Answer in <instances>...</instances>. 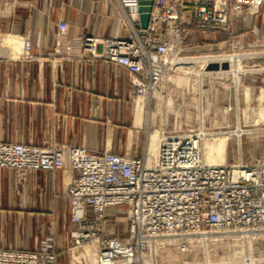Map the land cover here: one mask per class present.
Instances as JSON below:
<instances>
[{"label": "built area", "instance_id": "obj_1", "mask_svg": "<svg viewBox=\"0 0 264 264\" xmlns=\"http://www.w3.org/2000/svg\"><path fill=\"white\" fill-rule=\"evenodd\" d=\"M115 1L123 36L86 37L82 45L93 57L129 72L134 103L152 92H163L166 76L179 72L169 59L187 51L190 28L202 34L224 33L226 51L246 49L236 37L231 19L241 16L249 21L264 2L154 0L141 35L138 0ZM57 28L63 34L67 26L60 22ZM256 45L264 58L259 38ZM30 47V40L23 38L21 60L35 59ZM229 70L230 64L223 74L212 73L221 81L230 77L235 84L234 104L228 95L226 113H232L234 122L240 124L244 112L239 105L245 96L238 92L245 88V71L234 76ZM254 101L256 106L249 114L262 113L258 115L259 130L264 135V93L260 88ZM175 129L160 138L151 160L147 152L137 157L110 150L92 153L56 142L0 141V170H11L17 183L37 170L71 173L63 192L69 223L65 250L72 254L88 248L94 264H264V251L257 254V245L264 241V155L251 163L207 165L201 148L204 134L198 129ZM118 206L124 208L116 209ZM59 251L52 232L33 250L0 247V264H57ZM88 261L86 256L83 264Z\"/></svg>", "mask_w": 264, "mask_h": 264}, {"label": "crops", "instance_id": "obj_2", "mask_svg": "<svg viewBox=\"0 0 264 264\" xmlns=\"http://www.w3.org/2000/svg\"><path fill=\"white\" fill-rule=\"evenodd\" d=\"M117 11L115 0H0V41L5 39L0 42L1 142H56L92 153L110 150L143 157L148 150L154 155L155 133L146 150L130 142L148 115L144 100H131L129 72L93 57L82 45L86 37H122ZM60 22L67 26L63 34L58 33ZM231 25L246 49L256 48L257 38L264 44V2L249 21L233 17ZM23 38L30 40L34 60L20 59ZM188 39H193L194 52H218L225 49L227 36L190 28L185 43ZM181 81L168 74L164 84L181 88ZM260 83L264 91V80ZM218 85L235 87L232 82ZM190 88L193 102V82ZM157 96L152 92L148 101L161 100ZM228 117L224 121L234 122V115ZM70 175L67 170H37L17 183L11 170H0V247L33 250L53 232L60 249L57 264H72L73 253L65 250L69 223L63 197Z\"/></svg>", "mask_w": 264, "mask_h": 264}, {"label": "rangeland", "instance_id": "obj_3", "mask_svg": "<svg viewBox=\"0 0 264 264\" xmlns=\"http://www.w3.org/2000/svg\"><path fill=\"white\" fill-rule=\"evenodd\" d=\"M185 46L188 48L187 51L178 56V58L182 60L190 59L192 61L182 65L181 71L169 73L170 75L182 79L181 84H177V86H181L182 89L179 87L176 88L169 83L168 85L164 84L163 92L158 93L157 91V97H161V100L148 101V98L144 99V116L148 115L149 117H146L147 121L143 123L141 130H139L138 133H133L130 141L132 142V146L136 144L138 148L142 149L144 147L146 150L148 136L151 131L152 134L155 133L157 135V132L154 131L160 130V132L163 131L165 135H168L173 132V127L180 132L198 129L204 136L208 135L212 138L225 137L223 164H232L233 162L251 163L261 158L264 155V135L263 132L259 130L258 115L262 116V113L259 111L258 115L255 116L249 114V109L256 106L254 98L258 95V89L263 87L260 82L264 80V58H262V54L258 52L259 49L252 48L240 51L237 49L231 51L223 49L218 52H194L193 39H188ZM233 53L244 55V58L238 63L239 72L245 71V73H243L245 74L243 77V86L245 88L244 90L240 89L238 92L240 97L243 98V95L245 96L244 102L240 101L239 105V109L244 112V121L240 124L231 122L230 120L224 121L223 119L225 116L228 117L232 114L226 113L229 101L228 95L231 96V102L234 104L236 93L234 89L223 87L218 84H229L231 78L229 77L228 81H221L219 79L213 80V77L215 78L216 75L206 74L205 72L208 71L204 70L202 62L193 60V58L197 57L198 59L205 56H216L217 58L218 56L222 57L224 54ZM191 81L193 82V102L189 99ZM212 82L214 83L213 86L211 85ZM207 90H209V92H207ZM263 93L264 91L262 88L261 94ZM159 105L160 110H158ZM140 112L141 110L135 113V118L136 115H140ZM170 113L176 116V121ZM152 114L154 115L151 116ZM123 208V206H118L116 209ZM113 210L115 209H112V211ZM113 220L112 218V221ZM262 246L264 247V241L257 245L260 249L257 254H261L264 251Z\"/></svg>", "mask_w": 264, "mask_h": 264}, {"label": "bare ground", "instance_id": "obj_4", "mask_svg": "<svg viewBox=\"0 0 264 264\" xmlns=\"http://www.w3.org/2000/svg\"><path fill=\"white\" fill-rule=\"evenodd\" d=\"M0 42L1 43L5 42V39H3ZM243 58H244V55L237 53V54H232V55H229V56H222V57L218 56L217 58H211V59H205L203 57L198 59V57H197V58H193V60L202 62V67H204L205 64H207L206 62L209 61V60H213V61H223V60H225V61L229 62V64H230V70L227 73H231L232 75L235 76L236 73L239 72L238 63ZM190 61H192V60H190V59L189 60H182L181 58H177V57H173V58L169 59V62L171 63L173 68L175 70H178V71L182 70V65H185V63H188ZM205 73L208 74V75L213 74L212 72H209V71L205 72ZM223 73L224 72H222V71L216 72V74H219V75L223 74ZM155 94H158V93L155 92ZM138 100L143 102L144 99L143 98H138L136 101H138ZM151 134H152V132L148 136L149 137V142H150ZM164 135H165V133H162V132L157 134L158 139H157V142L155 144V153H156V149H157V144H158L160 138L162 136H164ZM224 143H225V137H214V138H212V137H210L208 135L203 136L202 151H203V156H204L203 158H204L205 164H207V165H222L223 164V160H224V157H223ZM146 152H147L148 160H151L155 156V153H154L153 156H151V155H149L148 150ZM86 256L89 257V261H88L87 264H94V257L92 255L90 249H88V248H85V249H83L80 252H76V251L73 252V254H72L73 262H72V264H83V259ZM145 264H150V263L146 262Z\"/></svg>", "mask_w": 264, "mask_h": 264}, {"label": "water", "instance_id": "obj_5", "mask_svg": "<svg viewBox=\"0 0 264 264\" xmlns=\"http://www.w3.org/2000/svg\"><path fill=\"white\" fill-rule=\"evenodd\" d=\"M154 0H138V12L140 13V27L141 31L140 34H144V30L147 28L149 13L152 9ZM229 68V64L227 61H213L206 64L204 67L205 71L209 72H218V71H225Z\"/></svg>", "mask_w": 264, "mask_h": 264}]
</instances>
